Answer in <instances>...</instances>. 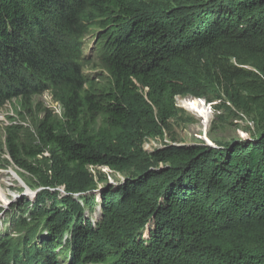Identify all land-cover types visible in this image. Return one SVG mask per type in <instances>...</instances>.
I'll return each instance as SVG.
<instances>
[{
  "label": "trees",
  "instance_id": "obj_1",
  "mask_svg": "<svg viewBox=\"0 0 264 264\" xmlns=\"http://www.w3.org/2000/svg\"><path fill=\"white\" fill-rule=\"evenodd\" d=\"M176 1L153 11L136 0H0V106L20 99L22 110L30 95L51 90L61 117L48 114L36 138L53 163L85 172L115 170L134 153L156 162L133 172L119 190L128 201L106 211L111 232L136 240L100 252L102 232L80 227L63 242L57 216L33 213L55 238L37 246L23 235L0 264H264V0ZM93 27L102 84L78 63L79 41ZM210 95L221 100L215 109L232 106L261 130L214 148L135 144L163 138L175 97ZM14 133L9 155L26 168ZM3 236L0 248L10 240Z\"/></svg>",
  "mask_w": 264,
  "mask_h": 264
},
{
  "label": "rangeland",
  "instance_id": "obj_2",
  "mask_svg": "<svg viewBox=\"0 0 264 264\" xmlns=\"http://www.w3.org/2000/svg\"><path fill=\"white\" fill-rule=\"evenodd\" d=\"M136 1L139 6L153 11L158 10L165 2L172 7L178 4L175 0ZM97 34L98 29L93 27L81 37L79 41L81 60L78 63L87 76L95 78L97 84H102L103 77L107 73L101 57L102 44L98 41ZM177 97V102L175 101L177 116L169 121L163 138L144 137L136 141L137 146L140 148L143 146L146 152L170 145H202L214 148L215 144L251 138L259 132L256 130H261L253 116L235 111L226 102L228 109H215L222 104L215 95L206 97L211 98L210 100L205 97ZM188 99L197 102L198 99H202L211 104L210 113L203 102H199L209 113L207 122L179 104L180 100ZM211 100L214 101L210 102ZM19 104L20 99H12L3 102L0 106V194L3 197L2 200L0 199V230L5 231L3 237H10L6 247L0 248V259L7 256L5 251H8V255L12 253L19 245L17 239L19 240L23 235L30 236L31 243L38 239L37 246L41 241H47L50 237L55 238L45 224L46 218L41 217L40 220H36L34 214L37 216L46 213L57 216V224H60L58 227L65 228L59 237L63 242L66 239L71 240L74 232L80 227L89 229L91 237L102 232L94 240L100 252L110 251L113 249V244L120 240L124 242L133 238L136 240L139 236L134 233L111 232L106 211L109 207L122 206L128 201V194H123L119 190H125L127 179L131 178L133 172L142 168L156 167V162L149 155L141 156L134 153L126 163L119 165L115 170L102 166L86 168L85 172H78L73 167H58L51 160L47 148L41 146L36 138V126L48 117V114L52 120L58 121L61 117L60 107L54 101L51 90L30 95L26 107L22 110ZM99 127L100 124H97L94 130L97 131ZM11 130L15 131L12 136L20 150L19 161L26 168L19 167L9 155L6 137L7 132ZM38 151L40 153L36 156L29 154ZM23 222H29V225L26 228L21 227L23 229L17 228V223L23 225ZM147 235L146 230L142 232L141 238ZM37 250L40 259H43L45 251H40L38 248ZM60 251L61 249H58V252Z\"/></svg>",
  "mask_w": 264,
  "mask_h": 264
},
{
  "label": "bare ground",
  "instance_id": "obj_3",
  "mask_svg": "<svg viewBox=\"0 0 264 264\" xmlns=\"http://www.w3.org/2000/svg\"><path fill=\"white\" fill-rule=\"evenodd\" d=\"M179 104L181 106H183L185 109H189V111L191 110L192 112H194L195 114H197V117L201 118L202 121H205V122L208 121L209 113H208V111L205 108H203L201 106V104L199 103V101L197 102L196 100H193V99L180 100L179 101ZM9 179H10V176H9ZM0 199L1 200L3 199V197H2L1 194H0ZM4 243H6V242H4ZM6 245L7 244H5V247H6Z\"/></svg>",
  "mask_w": 264,
  "mask_h": 264
},
{
  "label": "built area",
  "instance_id": "obj_4",
  "mask_svg": "<svg viewBox=\"0 0 264 264\" xmlns=\"http://www.w3.org/2000/svg\"><path fill=\"white\" fill-rule=\"evenodd\" d=\"M174 99H175V101L177 102L178 97H175ZM198 101H199V102H203V105H205V106H206V109H208V111H210V113H211V104L206 103L205 100H202V99H198ZM90 168H91V167H90Z\"/></svg>",
  "mask_w": 264,
  "mask_h": 264
},
{
  "label": "clouds",
  "instance_id": "obj_5",
  "mask_svg": "<svg viewBox=\"0 0 264 264\" xmlns=\"http://www.w3.org/2000/svg\"><path fill=\"white\" fill-rule=\"evenodd\" d=\"M92 168V167H91ZM1 232H3L4 230H0Z\"/></svg>",
  "mask_w": 264,
  "mask_h": 264
}]
</instances>
